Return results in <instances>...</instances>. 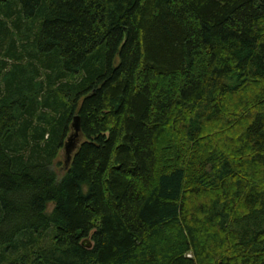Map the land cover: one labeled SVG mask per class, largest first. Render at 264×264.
<instances>
[{
    "label": "trees",
    "instance_id": "obj_1",
    "mask_svg": "<svg viewBox=\"0 0 264 264\" xmlns=\"http://www.w3.org/2000/svg\"><path fill=\"white\" fill-rule=\"evenodd\" d=\"M0 264H264V0H0Z\"/></svg>",
    "mask_w": 264,
    "mask_h": 264
},
{
    "label": "water",
    "instance_id": "obj_2",
    "mask_svg": "<svg viewBox=\"0 0 264 264\" xmlns=\"http://www.w3.org/2000/svg\"><path fill=\"white\" fill-rule=\"evenodd\" d=\"M82 142V133H81V117L80 115H75L71 124V133L68 135L64 143L65 151V167L68 168L74 153L78 149L79 145ZM87 247H92V242L89 239H86L83 242Z\"/></svg>",
    "mask_w": 264,
    "mask_h": 264
},
{
    "label": "rangeland",
    "instance_id": "obj_3",
    "mask_svg": "<svg viewBox=\"0 0 264 264\" xmlns=\"http://www.w3.org/2000/svg\"><path fill=\"white\" fill-rule=\"evenodd\" d=\"M46 112H48V111H46ZM48 114H49V112H48ZM65 160H66V157H65L64 146H62L58 150V153H57V155L53 161V164H52L53 169L57 172L59 177H62V175L65 172V169H66ZM54 206H55L54 203H52V202L48 203L47 204V211L51 212L54 209Z\"/></svg>",
    "mask_w": 264,
    "mask_h": 264
},
{
    "label": "bare ground",
    "instance_id": "obj_4",
    "mask_svg": "<svg viewBox=\"0 0 264 264\" xmlns=\"http://www.w3.org/2000/svg\"><path fill=\"white\" fill-rule=\"evenodd\" d=\"M69 104V103H68Z\"/></svg>",
    "mask_w": 264,
    "mask_h": 264
}]
</instances>
